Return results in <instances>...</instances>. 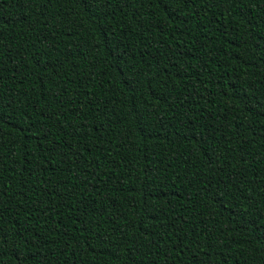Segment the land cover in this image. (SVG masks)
<instances>
[{
	"label": "trees",
	"instance_id": "obj_1",
	"mask_svg": "<svg viewBox=\"0 0 264 264\" xmlns=\"http://www.w3.org/2000/svg\"><path fill=\"white\" fill-rule=\"evenodd\" d=\"M0 264H264V0H0Z\"/></svg>",
	"mask_w": 264,
	"mask_h": 264
}]
</instances>
